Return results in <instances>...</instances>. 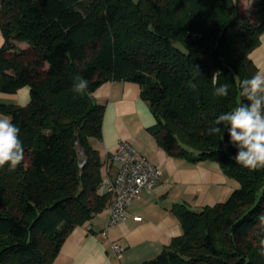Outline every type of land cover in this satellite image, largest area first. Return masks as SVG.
I'll use <instances>...</instances> for the list:
<instances>
[{
    "label": "trees",
    "instance_id": "16d2710c",
    "mask_svg": "<svg viewBox=\"0 0 264 264\" xmlns=\"http://www.w3.org/2000/svg\"><path fill=\"white\" fill-rule=\"evenodd\" d=\"M0 29V90L30 93L25 105L0 102L24 149L14 171L0 168V264H51L69 231L107 206L105 162L91 143L104 105L92 92L116 79L139 85L156 120L149 131L170 156L215 161L238 183L213 205L173 206L181 235L139 264H264V169L235 163L224 125L223 137L209 134L247 103L239 83L258 71L250 53L264 0L250 11L240 0H0ZM216 70L226 97L215 95ZM77 78L88 81L84 93L73 90Z\"/></svg>",
    "mask_w": 264,
    "mask_h": 264
},
{
    "label": "crops",
    "instance_id": "0c3cea01",
    "mask_svg": "<svg viewBox=\"0 0 264 264\" xmlns=\"http://www.w3.org/2000/svg\"><path fill=\"white\" fill-rule=\"evenodd\" d=\"M0 37L1 47L4 42L1 29ZM17 46L23 48L27 43L17 42ZM250 56L258 65V71H264V31ZM92 96L104 105L101 139H91L101 160L106 162L108 152L119 140L127 139L151 162L160 166L162 175L151 189L130 202L126 218L118 224L106 227V206L89 221L73 227L51 264H139L156 256L174 237L181 235V224L173 213V206L179 203L189 208L213 205L236 187L235 181L215 161L191 163L184 158L170 156L157 143L149 131L150 126H145L144 121L150 117L155 119V116L141 98L137 83L107 80L92 92ZM29 99L28 85L13 92L0 90V102L3 103L25 105ZM144 106H147L150 117L148 112H144ZM115 166L108 163L106 169L103 167V175L113 173ZM134 215L141 216V220L133 219ZM112 241H120L124 245L121 257L112 252Z\"/></svg>",
    "mask_w": 264,
    "mask_h": 264
},
{
    "label": "clouds",
    "instance_id": "9594fccd",
    "mask_svg": "<svg viewBox=\"0 0 264 264\" xmlns=\"http://www.w3.org/2000/svg\"><path fill=\"white\" fill-rule=\"evenodd\" d=\"M2 42V37H0ZM195 74L200 76L199 69H194ZM220 70H216L211 83L216 96L228 95V84H219ZM219 84V86H217ZM188 86L196 89L197 84L192 81ZM240 95L245 97L247 103L242 102L233 111L220 114L214 121V126L209 129V134H220L223 129L218 125H224L230 136V143L236 147L237 153L233 157L235 163L249 170L264 169V71H257L251 78L243 79L239 83ZM88 88V81L77 78L73 90L84 93ZM144 112H148L144 106ZM144 112L141 118H144ZM150 117V112H148ZM145 126H153L155 119L145 120ZM20 129L11 122L8 116H0V168L9 166L14 171L24 159V149L19 139ZM223 137V136H222ZM264 219V217H261ZM264 249V241L261 242ZM264 256V250L260 252Z\"/></svg>",
    "mask_w": 264,
    "mask_h": 264
},
{
    "label": "built area",
    "instance_id": "2783aa9c",
    "mask_svg": "<svg viewBox=\"0 0 264 264\" xmlns=\"http://www.w3.org/2000/svg\"><path fill=\"white\" fill-rule=\"evenodd\" d=\"M107 158L104 168L108 162L116 163L115 170L111 174L104 173L98 193L109 196L106 227H111L126 218L127 207L135 197L160 180L162 169L127 139L119 140ZM133 219L141 220V216L134 215ZM123 249L120 241L111 242V250L117 257H121Z\"/></svg>",
    "mask_w": 264,
    "mask_h": 264
},
{
    "label": "rangeland",
    "instance_id": "374dc122",
    "mask_svg": "<svg viewBox=\"0 0 264 264\" xmlns=\"http://www.w3.org/2000/svg\"><path fill=\"white\" fill-rule=\"evenodd\" d=\"M253 2H254V0H240V3H241V5L243 6V8L244 9H246V10H248V11H250L251 10V8H252V4H253ZM257 67H258V65H257ZM259 68V67H258ZM115 165H116V163H114ZM234 184H235V186H237L238 185V183L235 181L234 182ZM232 190V189H231ZM231 190H230V192H231ZM229 192V193H230ZM142 193V192H141ZM140 193V194H141ZM228 193V194H229ZM139 194V195H140ZM228 194L227 195H225L224 197H222L223 199H222V201H224L226 198H227V196H228ZM200 207H194L193 209H199Z\"/></svg>",
    "mask_w": 264,
    "mask_h": 264
}]
</instances>
